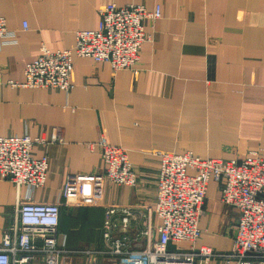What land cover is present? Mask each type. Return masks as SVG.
<instances>
[{"label":"crops","instance_id":"1","mask_svg":"<svg viewBox=\"0 0 264 264\" xmlns=\"http://www.w3.org/2000/svg\"><path fill=\"white\" fill-rule=\"evenodd\" d=\"M108 4L160 7V18L146 23L151 37L134 70L72 56L68 93L11 85L23 81L24 64L41 46L70 48L77 30L95 29ZM0 16L13 33L0 44V137L48 138L56 130L63 140L32 148L35 158L48 160L44 186L28 194L0 179V242L27 197L57 202L58 233L76 251L68 264H117L104 253V209L131 210L128 234H137L139 247L154 206L157 151L237 161L254 152L264 159V0H0ZM100 135L128 150L136 184L105 183L100 205L63 200L67 175L102 169L100 150L88 147ZM220 188L208 182L195 241L216 254L229 251L238 218L221 203ZM210 264L232 262L217 256Z\"/></svg>","mask_w":264,"mask_h":264},{"label":"built area","instance_id":"2","mask_svg":"<svg viewBox=\"0 0 264 264\" xmlns=\"http://www.w3.org/2000/svg\"><path fill=\"white\" fill-rule=\"evenodd\" d=\"M98 16L95 29L75 32L70 48L41 46L39 54L24 64L23 81L11 85L68 93L73 87L72 56L105 62L114 71L134 70L142 44L151 37L146 23L153 26L161 16L160 7L147 10L138 4H108L98 10ZM11 36L0 16V44ZM62 141L56 130L48 138H32L26 132L1 136L0 179L25 187L28 194L44 186L48 160L46 156L35 158L32 148ZM93 146L100 150L102 169L67 175L60 190L63 200L100 205L105 183L136 184L126 148L111 144L102 135L88 144ZM156 156L154 206L146 210L139 233L143 242L136 247L137 234H128L131 210L107 206L102 225L104 253L117 264H210L217 256L232 264H264V159L254 152L241 161L202 158L191 152L157 151ZM210 180L221 184V203L238 210L231 247L224 254L195 244L202 234L198 221ZM29 199L17 205V222L2 234L0 264H68L76 251L67 249L66 236L58 233L59 203ZM153 216L158 222L152 221ZM171 244L176 247L169 249Z\"/></svg>","mask_w":264,"mask_h":264}]
</instances>
